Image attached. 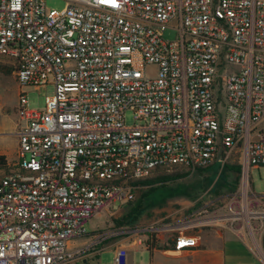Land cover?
I'll return each mask as SVG.
<instances>
[{
	"label": "built area",
	"instance_id": "2783aa9c",
	"mask_svg": "<svg viewBox=\"0 0 264 264\" xmlns=\"http://www.w3.org/2000/svg\"><path fill=\"white\" fill-rule=\"evenodd\" d=\"M57 1L0 0V59L20 87L54 86L41 110L17 94L0 264H74L68 244L92 215L178 171L238 168L229 191L200 197L179 222L130 231L176 233L177 252L195 246L192 227L261 232L250 169H264V0ZM125 257L118 249L114 262Z\"/></svg>",
	"mask_w": 264,
	"mask_h": 264
},
{
	"label": "rangeland",
	"instance_id": "374dc122",
	"mask_svg": "<svg viewBox=\"0 0 264 264\" xmlns=\"http://www.w3.org/2000/svg\"><path fill=\"white\" fill-rule=\"evenodd\" d=\"M46 6L48 8H59L61 7V4L57 0H46ZM163 38L166 40H173L175 38V33L171 30H166L163 34ZM146 72L148 75H153L154 68L149 67ZM19 92H23L26 95L30 109L41 110L44 98L53 95L54 86L52 83H48L46 85H41L38 88L28 85L20 87L17 84L11 66L0 59V143L3 139H6L5 146L7 147L8 153H11L10 156L6 155L7 165L0 168V178L12 169L15 161V143L11 137L7 136V132L2 131V125H5L7 123L6 121L13 117L17 94ZM125 120L127 124H133L130 112L126 113ZM231 182L235 183L234 175L231 171L227 172L226 169H223L219 176H217L215 172L210 171V169L188 173L178 181L168 183L163 187L155 188V190H153L154 192L152 191V193L143 200L138 213V220H140V222L158 220L164 216L162 213L163 211L161 210L163 208L177 211L172 215L174 220L184 217L190 210L189 206H182L186 201L191 203L190 208H192L193 205L195 207L197 200L204 195H215L229 191ZM250 183L254 193H264L263 168L258 170L255 168L250 169ZM191 190H193V192ZM145 191H147V187L137 191L133 201L123 204L114 202L108 211L100 210L92 215L85 223L87 232L93 233L104 230L110 225L112 218H122L128 210L137 205L142 193ZM172 216L166 217L163 222L172 221ZM253 225L256 226L255 224ZM238 233L255 253L258 260L264 264V260L257 250V247H259L264 255V228L261 232L255 231L254 235L251 233L249 234L244 230H241Z\"/></svg>",
	"mask_w": 264,
	"mask_h": 264
},
{
	"label": "crops",
	"instance_id": "0c3cea01",
	"mask_svg": "<svg viewBox=\"0 0 264 264\" xmlns=\"http://www.w3.org/2000/svg\"><path fill=\"white\" fill-rule=\"evenodd\" d=\"M13 113V117L2 125V131L7 132V136L12 138L17 148V140L13 134L15 110ZM5 145L6 139H3L0 143V155L10 156L11 153H8ZM190 204L186 201L182 206H189L191 212L194 205L190 208ZM161 210L164 216L158 220L140 222L137 217L134 222H126L118 226L114 223V220L118 219L114 217L106 229L87 232L86 235L71 240L68 250L79 252L74 264H116L114 257L118 249H124L126 252L124 264H263L240 234L228 229L200 226L186 229L184 233L194 238L195 246L178 252L173 250L176 233H162L153 238L139 230L130 231L134 227L140 228L149 223H162L166 217L177 212L167 208ZM182 218L174 220L172 216L171 220L177 223ZM99 232L107 234L103 239L96 240V233Z\"/></svg>",
	"mask_w": 264,
	"mask_h": 264
},
{
	"label": "trees",
	"instance_id": "16d2710c",
	"mask_svg": "<svg viewBox=\"0 0 264 264\" xmlns=\"http://www.w3.org/2000/svg\"><path fill=\"white\" fill-rule=\"evenodd\" d=\"M7 165V159L4 155H0V168H3ZM230 171L232 172V174L234 175V180L235 182L237 181V171L238 168L235 167H231ZM188 174V172H175V173H171V174H163V175H158L155 177H151L142 181L137 182L138 186H146L147 187V191H145L144 193H142L141 198L139 199V202L137 203V205L135 207H133L132 209L128 210L123 216L122 218L118 219V220H114V223L118 226L126 223V222H134L135 220H137L138 217V213L139 210L142 206V202L145 198H147L149 196V194L152 193L153 190H155V188L157 187H163L166 186L168 183H172L175 181H178L179 179L185 177ZM193 192V190H191ZM154 192V191H153ZM153 239V238H152ZM154 242V240H152V243Z\"/></svg>",
	"mask_w": 264,
	"mask_h": 264
},
{
	"label": "bare ground",
	"instance_id": "6f19581e",
	"mask_svg": "<svg viewBox=\"0 0 264 264\" xmlns=\"http://www.w3.org/2000/svg\"><path fill=\"white\" fill-rule=\"evenodd\" d=\"M244 217H245V218H248L247 214H245ZM254 242H255V241H254ZM257 250H258L260 256H261V257L263 258V260H264V255H263V253H262V251L260 250L259 247H257Z\"/></svg>",
	"mask_w": 264,
	"mask_h": 264
},
{
	"label": "clouds",
	"instance_id": "9594fccd",
	"mask_svg": "<svg viewBox=\"0 0 264 264\" xmlns=\"http://www.w3.org/2000/svg\"><path fill=\"white\" fill-rule=\"evenodd\" d=\"M14 6L17 8L19 7V0H15Z\"/></svg>",
	"mask_w": 264,
	"mask_h": 264
}]
</instances>
